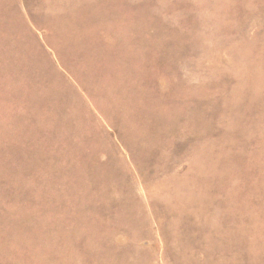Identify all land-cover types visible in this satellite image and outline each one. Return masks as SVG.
<instances>
[{
    "label": "rangeland",
    "instance_id": "374dc122",
    "mask_svg": "<svg viewBox=\"0 0 264 264\" xmlns=\"http://www.w3.org/2000/svg\"><path fill=\"white\" fill-rule=\"evenodd\" d=\"M0 264H264V0H0Z\"/></svg>",
    "mask_w": 264,
    "mask_h": 264
}]
</instances>
